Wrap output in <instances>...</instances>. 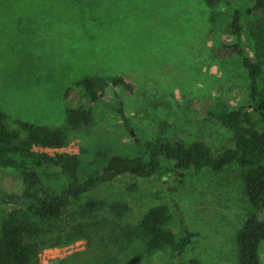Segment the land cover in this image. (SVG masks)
I'll return each mask as SVG.
<instances>
[{"label": "rangeland", "instance_id": "obj_1", "mask_svg": "<svg viewBox=\"0 0 264 264\" xmlns=\"http://www.w3.org/2000/svg\"><path fill=\"white\" fill-rule=\"evenodd\" d=\"M252 8L251 0H227L217 8L203 0H0V110L12 121L62 126L67 107L81 104L79 96L66 99L69 88L85 77L125 76L144 88L140 95L125 97L131 129L116 113L97 110L96 131L115 145L114 154L133 157L139 138L160 135L203 139L216 151L226 144L234 147L216 125L201 135L184 122L187 116L204 120L212 108L251 101L244 57L234 46L238 39L225 42L236 9L244 12L246 55L261 70L257 98L264 97V15L248 14ZM229 42L233 48L227 49ZM79 146L73 139L66 150L78 154ZM132 185L139 189L131 192ZM0 189L18 200L0 201L1 233L2 220L26 208L21 174L0 167ZM91 198L128 201L131 211L123 225L136 224L161 203L171 208V227L179 233L182 213L187 227L198 233L185 264H238V232L252 211L238 164L196 176H119L69 205L65 222L80 220ZM113 220L109 210L94 212L85 220L96 226L91 244L82 239L48 247L54 254L47 264H180L163 253L149 256L140 240L114 241ZM43 252L36 264H43ZM262 256L264 261V244Z\"/></svg>", "mask_w": 264, "mask_h": 264}, {"label": "trees", "instance_id": "obj_2", "mask_svg": "<svg viewBox=\"0 0 264 264\" xmlns=\"http://www.w3.org/2000/svg\"><path fill=\"white\" fill-rule=\"evenodd\" d=\"M203 1L209 7L217 8L227 0ZM251 1L253 8L248 14L253 11L264 15V0ZM243 15L240 9L232 14L229 37L225 42L232 41V37L238 39L234 46L238 47V55L244 57L250 103L240 107L212 108L206 119L187 116L184 122L187 130L198 134L208 125H216L230 137V144L235 143L234 147H226V144L216 151L203 139L176 135L171 140L160 135L139 138L133 157L114 154L115 145L96 131L97 110L102 108L108 113H116L123 118L124 126L131 129L133 121L126 108V98L142 94L144 88L125 76L85 77L69 88L66 99L79 96L81 104L67 107L62 126L12 121L0 110V167L21 174V199L26 205L22 213L16 210L8 219L2 220L0 264H36L39 253L48 247H61L82 239L91 244L92 228L96 226L88 225L85 220L101 209L113 214L114 220L110 222L114 241L131 243L140 240L149 256L163 253L185 264L184 255L198 233L187 227L181 212L182 229L175 232L171 227L173 214L167 204H155L136 224L125 225L121 221L131 211L126 200L91 198L83 206L81 219L73 222H65L66 209L84 194L119 176L154 180L184 173L196 176L204 170L219 173L233 164L242 168L245 191L252 205L237 236L238 264H264V219L261 217L264 211V97L257 98L260 66L246 55L247 49L242 43L245 40ZM229 47L233 48L230 42L226 48ZM73 139L79 141L78 154L52 155L38 150L67 147ZM138 189L137 185L129 187L131 192ZM16 198L0 189V201L16 204Z\"/></svg>", "mask_w": 264, "mask_h": 264}, {"label": "built area", "instance_id": "obj_3", "mask_svg": "<svg viewBox=\"0 0 264 264\" xmlns=\"http://www.w3.org/2000/svg\"><path fill=\"white\" fill-rule=\"evenodd\" d=\"M67 148H70L69 145L67 147H63V148H38V150L48 152V153H50L52 155H54L56 153L76 154V153H74L72 151L66 150ZM79 243H81V242H78L76 244L78 245ZM76 244L74 243L73 245L75 246ZM50 254H54V248H50V249H46V250L44 249V252L42 254V256H43V259H42L43 264H47V262H48L47 261L48 260L47 257Z\"/></svg>", "mask_w": 264, "mask_h": 264}, {"label": "water", "instance_id": "obj_4", "mask_svg": "<svg viewBox=\"0 0 264 264\" xmlns=\"http://www.w3.org/2000/svg\"><path fill=\"white\" fill-rule=\"evenodd\" d=\"M132 133H133V131H132ZM134 134V133H133Z\"/></svg>", "mask_w": 264, "mask_h": 264}]
</instances>
